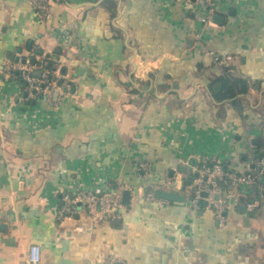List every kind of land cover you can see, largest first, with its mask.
Listing matches in <instances>:
<instances>
[{
	"label": "crops",
	"instance_id": "1",
	"mask_svg": "<svg viewBox=\"0 0 264 264\" xmlns=\"http://www.w3.org/2000/svg\"><path fill=\"white\" fill-rule=\"evenodd\" d=\"M215 7L222 22L207 28L195 0H54L49 19L31 0H0V70L46 54L69 84L54 107L20 102L24 86L0 78V264H28L32 246L40 264H264V212L245 207L257 187L232 189L226 228L180 187L204 160L244 175L264 158V0ZM208 51L235 57L234 97ZM142 162L149 184L184 201H149ZM119 183L137 191L117 221L58 218L64 194Z\"/></svg>",
	"mask_w": 264,
	"mask_h": 264
},
{
	"label": "built area",
	"instance_id": "2",
	"mask_svg": "<svg viewBox=\"0 0 264 264\" xmlns=\"http://www.w3.org/2000/svg\"><path fill=\"white\" fill-rule=\"evenodd\" d=\"M53 1L31 0L34 10L47 19L53 16ZM185 1L191 3L194 0ZM195 1L203 2L206 9L205 13L198 17L199 23L207 28L216 26L214 21L216 0ZM199 39L198 36L197 40ZM206 56L210 58L211 65L222 72L231 69L235 61L234 56H220L213 51L206 52ZM31 60L30 56L24 54H18L16 58L5 60L1 65L0 78L16 80L24 86L25 96L22 92L20 93V102H31L37 98H44L51 106H60L68 95V82L63 80L59 84L63 77L58 70H52L48 67V60H51L48 55L38 56L34 63ZM249 140L251 141V138ZM152 171L153 165L148 162H142L139 165L141 177L147 182L146 197L149 201L164 203L166 201L156 198V193L164 191L165 188L149 184ZM172 181L173 179L169 178L167 186ZM180 187L192 207L213 212L218 226L226 228L228 211L233 201H236L233 188L257 187L259 200L246 202L245 207L249 211L259 208L264 212V158H252L244 175L226 170L221 164L213 166L203 164L197 168L192 182L186 187ZM136 191V188L132 186L119 183L115 190L110 192L101 193L94 190H84L76 194H64L60 200L58 218L64 220L86 214L91 219L92 224L104 226L119 219L120 212L126 208L124 204L125 193L128 192L131 196ZM41 260V248L39 246L30 247L27 254L28 264H40ZM118 263L120 260L117 257H111L106 261V264Z\"/></svg>",
	"mask_w": 264,
	"mask_h": 264
},
{
	"label": "trees",
	"instance_id": "3",
	"mask_svg": "<svg viewBox=\"0 0 264 264\" xmlns=\"http://www.w3.org/2000/svg\"><path fill=\"white\" fill-rule=\"evenodd\" d=\"M56 64V63H55ZM55 64H54V62L52 61V60H48V63H47V65H48V67L50 68V69H52V70H54V67H55ZM231 69H228L227 71H226V75H224V86H225V92H226V98H232V97H234V95H235V92L236 91H238V87H239V85H238V81L237 80H229V79H227V77L228 76H231L232 74L231 73H229V71H230ZM203 164H206V165H209V166H213V165H215V164H221L226 170H230L229 169V167L226 165V163H221V162H218V161H216V162H214L213 160H204V161H202L199 165H198V167H200V166H202ZM231 171V170H230ZM195 176V175H194ZM194 178V177H193ZM193 178L190 180V181H188V182H186L184 185H183V187H186V186H188L191 182H192V180H193ZM202 205H203V203H201ZM202 210H203V208H201ZM120 216H121V214H120Z\"/></svg>",
	"mask_w": 264,
	"mask_h": 264
},
{
	"label": "water",
	"instance_id": "4",
	"mask_svg": "<svg viewBox=\"0 0 264 264\" xmlns=\"http://www.w3.org/2000/svg\"><path fill=\"white\" fill-rule=\"evenodd\" d=\"M215 23L216 24H221L222 22V19L218 16L215 17ZM32 63L35 62V59H32L31 60ZM63 82V79H61L59 81V84H61ZM257 140H253V144L256 143ZM193 166L196 165L197 163V160L192 158L191 161H190ZM156 198L158 200H163V201H168V202H182L184 201V197L178 195V194H175V193H172V192H169V191H158L156 193ZM129 202H130V194L128 192L125 193L124 195V204L125 205H129ZM4 230V225H0V231Z\"/></svg>",
	"mask_w": 264,
	"mask_h": 264
}]
</instances>
